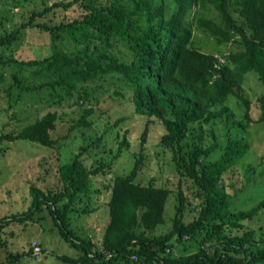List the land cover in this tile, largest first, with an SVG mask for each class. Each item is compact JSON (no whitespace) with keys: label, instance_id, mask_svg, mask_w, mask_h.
<instances>
[{"label":"trees","instance_id":"trees-1","mask_svg":"<svg viewBox=\"0 0 264 264\" xmlns=\"http://www.w3.org/2000/svg\"><path fill=\"white\" fill-rule=\"evenodd\" d=\"M0 1L19 9L27 0ZM41 1L46 5L43 11L33 12L28 23L0 35V95L16 110L8 116L18 118L16 107L26 95L49 97L47 104L54 106L71 101L87 105L101 81L114 78L115 84L130 91L134 112L148 118L142 147L155 120L164 126L159 145L169 151L180 175L179 203L172 230L154 234L166 223L173 190L137 181L147 160L142 148L131 173L104 186L110 201L102 245L74 232V217L92 212V178L110 174L130 146L124 138L117 153L111 150L109 158H97L90 166L83 160L88 146H82L58 168L60 187L44 191L33 185L29 209L1 218L0 233L12 222L34 221L47 207L62 238L81 253L76 258L57 256L64 263L264 264V226H254L264 216V199L249 210L235 209L234 196L227 191L233 184L223 180L249 153L253 126H264V92L252 97L246 90L251 73L264 87V0ZM51 13H62V19L55 25L36 22ZM195 26L217 44H230L228 52L204 53L195 41ZM30 27L50 35L49 56L29 61L17 57L15 47ZM9 67L14 68L10 81L5 72ZM232 98L241 114L229 105ZM92 114L85 108L72 129L91 127ZM60 117L57 111H48L22 129L2 132L0 145L26 140L54 148L52 132ZM220 121L227 127L226 142L221 144L213 130L214 142L207 145L202 126ZM183 179L193 183L200 201L190 222L185 221ZM96 194L103 192L98 189ZM29 245L27 254L36 261ZM8 258L12 264L23 256Z\"/></svg>","mask_w":264,"mask_h":264},{"label":"rangeland","instance_id":"rangeland-1","mask_svg":"<svg viewBox=\"0 0 264 264\" xmlns=\"http://www.w3.org/2000/svg\"><path fill=\"white\" fill-rule=\"evenodd\" d=\"M45 6L41 0H27L24 7L16 9L13 8L12 3L4 4L0 1V35L5 32V29L10 31L23 23H28L33 12L43 11ZM58 14L60 16L51 13L38 17L36 22L55 25L62 19L63 14ZM194 35L195 41L199 40L198 44L203 48L204 53L222 54L228 52L230 48V44H217L215 40L200 32L197 26H195ZM50 38L49 34L37 28L26 29L20 43L15 47L17 57L29 61L49 56L51 54ZM13 70V67L5 70L8 81L11 79L10 73ZM247 77L246 90L252 97L264 92V87L257 81L254 73ZM42 97L26 95L24 102L16 107L18 118L15 120L9 117L15 115V107L11 108L8 98L4 94L0 95V134L13 129H22L43 117L48 111H57L61 116L56 129L52 132L53 138L57 141L54 148L26 140L5 142L0 145V219L22 214L29 209L32 204L30 188L33 185L44 191L56 190L60 187L58 168L62 164L69 163L76 154L80 153L82 146H88L83 160L90 166L97 158H109L111 150L117 153L118 142L126 138L130 146L116 161L110 174L104 178L102 176L92 178L95 183L92 185L94 193L90 206L92 212L87 215H76L72 229L79 237L91 238L96 245H102L104 230L109 221L107 204L110 201V194L104 186L116 176L129 175L141 149L144 148L147 160L139 172L137 181L143 185L153 183L158 187H168L173 190L166 206V223L154 234L169 233L173 228L176 206L179 203L177 189L181 178L174 169L171 154L159 145L164 134V126L155 120L149 128L147 143L142 147L141 137L148 118L134 112V107L129 100L130 91L127 88H121L118 83L115 84L114 78L110 77L101 81V86L94 90L92 102L87 105H77L71 101L54 106L47 104L49 97ZM229 105L234 112L242 113L236 98H232ZM85 108L93 110L90 120H94L95 124L91 127L72 129ZM202 128L206 132L207 145L214 142L213 130L216 131L221 144L226 142L225 121H220L214 126L204 124ZM252 129L249 153L223 179L226 185L233 184V186L228 185L227 191L233 194L234 207L238 210H249L264 199V126L259 124ZM219 156L220 152L214 155V159H218ZM262 162L263 165L260 166ZM252 169H256V172ZM182 184L188 203L185 221L190 222L196 215V206L200 201L195 196L196 188L192 182L187 183L183 179ZM98 189L103 192L101 196H96ZM254 226H264V216L255 220ZM32 239H38L47 252L41 262L32 260L27 254ZM9 254L23 256L22 260L12 264H69L60 261L57 256L76 258L81 253L62 238L48 208L44 207L42 212L34 216V221L12 222L0 233V264H11L8 261Z\"/></svg>","mask_w":264,"mask_h":264},{"label":"built area","instance_id":"built-area-1","mask_svg":"<svg viewBox=\"0 0 264 264\" xmlns=\"http://www.w3.org/2000/svg\"><path fill=\"white\" fill-rule=\"evenodd\" d=\"M220 61L222 63L225 62V60H223L222 58H220ZM31 248H32V255L34 257V259L37 261V262H40L42 261V259L44 258L45 256V253L43 251V248L39 242V240L37 239H32L31 240ZM134 260H138L137 256H134L133 257Z\"/></svg>","mask_w":264,"mask_h":264}]
</instances>
